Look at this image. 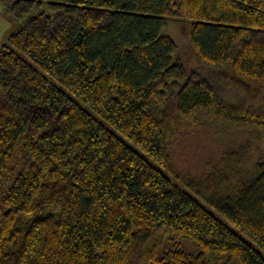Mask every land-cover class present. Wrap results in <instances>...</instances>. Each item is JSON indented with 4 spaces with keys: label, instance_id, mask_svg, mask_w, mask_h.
I'll return each instance as SVG.
<instances>
[{
    "label": "trees",
    "instance_id": "trees-1",
    "mask_svg": "<svg viewBox=\"0 0 264 264\" xmlns=\"http://www.w3.org/2000/svg\"><path fill=\"white\" fill-rule=\"evenodd\" d=\"M0 6V264H264V0Z\"/></svg>",
    "mask_w": 264,
    "mask_h": 264
},
{
    "label": "rangeland",
    "instance_id": "rangeland-1",
    "mask_svg": "<svg viewBox=\"0 0 264 264\" xmlns=\"http://www.w3.org/2000/svg\"><path fill=\"white\" fill-rule=\"evenodd\" d=\"M2 10L0 6V44L6 40L8 30L11 27L2 16ZM168 30L171 37L176 38L183 61L190 69L196 70L197 61L188 51L189 49H187V29L184 30L183 27L173 24L168 26ZM200 70L204 72L209 69ZM216 150L217 146L209 140L207 135L199 133L194 129L193 131H189L183 139L175 144L172 151L173 164L177 171H182L183 173L187 172L193 175L199 174L205 161L216 156ZM189 245L191 246V244Z\"/></svg>",
    "mask_w": 264,
    "mask_h": 264
},
{
    "label": "bare ground",
    "instance_id": "bare-ground-1",
    "mask_svg": "<svg viewBox=\"0 0 264 264\" xmlns=\"http://www.w3.org/2000/svg\"><path fill=\"white\" fill-rule=\"evenodd\" d=\"M169 31V30H168ZM169 34V33H168Z\"/></svg>",
    "mask_w": 264,
    "mask_h": 264
}]
</instances>
